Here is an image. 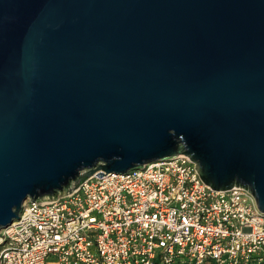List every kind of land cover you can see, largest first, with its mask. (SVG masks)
Wrapping results in <instances>:
<instances>
[{
	"label": "water",
	"instance_id": "obj_1",
	"mask_svg": "<svg viewBox=\"0 0 264 264\" xmlns=\"http://www.w3.org/2000/svg\"><path fill=\"white\" fill-rule=\"evenodd\" d=\"M178 154L264 213V0H0V230Z\"/></svg>",
	"mask_w": 264,
	"mask_h": 264
},
{
	"label": "built area",
	"instance_id": "obj_2",
	"mask_svg": "<svg viewBox=\"0 0 264 264\" xmlns=\"http://www.w3.org/2000/svg\"><path fill=\"white\" fill-rule=\"evenodd\" d=\"M185 154L93 174L54 200L22 203L0 230V264H259L264 213L240 186L204 184Z\"/></svg>",
	"mask_w": 264,
	"mask_h": 264
},
{
	"label": "trees",
	"instance_id": "obj_3",
	"mask_svg": "<svg viewBox=\"0 0 264 264\" xmlns=\"http://www.w3.org/2000/svg\"><path fill=\"white\" fill-rule=\"evenodd\" d=\"M259 264H264V261H263V262H261V263H259Z\"/></svg>",
	"mask_w": 264,
	"mask_h": 264
}]
</instances>
